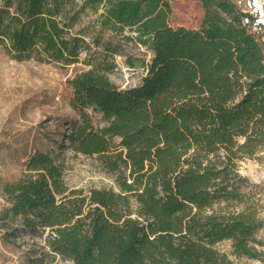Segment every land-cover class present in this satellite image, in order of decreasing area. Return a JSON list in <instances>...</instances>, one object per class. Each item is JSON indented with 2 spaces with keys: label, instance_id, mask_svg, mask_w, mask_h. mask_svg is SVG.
Instances as JSON below:
<instances>
[{
  "label": "trees",
  "instance_id": "obj_1",
  "mask_svg": "<svg viewBox=\"0 0 264 264\" xmlns=\"http://www.w3.org/2000/svg\"><path fill=\"white\" fill-rule=\"evenodd\" d=\"M66 0H0V45L23 55L72 62L81 36ZM68 1V0H67ZM199 27L168 24L169 0H84L101 26L152 51L140 81L119 88L107 60L68 79L82 114L67 135L75 153L96 155L119 188H70L62 166L36 150L4 186L2 218L48 228L49 250L71 264H232V254L258 258L249 245L262 226L257 208L208 212L219 199H240L246 178L236 161L264 149V37L243 25L234 0H199ZM252 20L253 18L249 16ZM137 61V63H136Z\"/></svg>",
  "mask_w": 264,
  "mask_h": 264
},
{
  "label": "rangeland",
  "instance_id": "obj_2",
  "mask_svg": "<svg viewBox=\"0 0 264 264\" xmlns=\"http://www.w3.org/2000/svg\"><path fill=\"white\" fill-rule=\"evenodd\" d=\"M83 1L64 2L65 10L77 18L69 32L82 37L72 62L45 59L34 50L17 55L0 45V264H71L49 250L45 242L48 228L32 230L19 219L2 218L3 210L10 206L3 188L22 174L34 151L48 153L62 166L70 188L119 190L115 175L103 167L96 155L75 153L69 145L67 135L73 123L82 119V114L95 125H102L103 120L91 108L81 111L73 106L68 79L107 60L115 65L108 72L110 80L119 88L133 86L140 81L144 70L138 65L129 66L127 57L148 61L152 51L132 38L136 36L134 31L124 28L120 33L101 26L98 18L101 8L96 13L88 6L81 9ZM234 1L247 8L248 0ZM254 1L262 7L256 17H264V0ZM169 4L170 26L199 27L204 14L199 0H169ZM236 171L246 178L240 186L242 197L219 199L208 212L229 213L248 205L256 207L263 224L254 230L249 245L258 258L232 254L230 239H222L214 247L225 253L232 264H264V149L237 160Z\"/></svg>",
  "mask_w": 264,
  "mask_h": 264
},
{
  "label": "built area",
  "instance_id": "obj_3",
  "mask_svg": "<svg viewBox=\"0 0 264 264\" xmlns=\"http://www.w3.org/2000/svg\"><path fill=\"white\" fill-rule=\"evenodd\" d=\"M239 7L242 11L247 12L249 16L253 18L252 20L249 16H244L242 20L243 25L246 26L248 29L261 34L264 37V17H256L258 13L262 12V7L254 0H248L247 8L245 9L242 8L240 4Z\"/></svg>",
  "mask_w": 264,
  "mask_h": 264
}]
</instances>
